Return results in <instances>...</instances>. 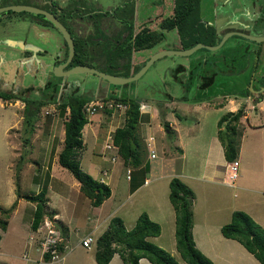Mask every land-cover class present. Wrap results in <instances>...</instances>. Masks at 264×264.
<instances>
[{
	"label": "rangeland",
	"instance_id": "rangeland-1",
	"mask_svg": "<svg viewBox=\"0 0 264 264\" xmlns=\"http://www.w3.org/2000/svg\"><path fill=\"white\" fill-rule=\"evenodd\" d=\"M90 0V4H92V7L94 8L95 12L97 10L104 11L106 9L111 8V11L115 14H130V9L133 7L134 9H137L138 16H140V20L143 19V16L146 14L157 11L155 7L151 6L149 3L150 0ZM159 1V0H157ZM216 0L210 1L205 3V6H203V10L209 12V8L213 7V3ZM224 1V0H222ZM7 3L12 4H24L29 5L28 3H33L37 7L38 3L37 1L33 0H0V5H6ZM116 3V4H115ZM164 6L161 7L163 10L157 12L158 21L162 18L167 17L168 15L172 14L173 11V0H163ZM256 4L263 5L264 6V0H258ZM10 5V4H8ZM33 6V5H31ZM238 12L244 9V4L238 6ZM237 7V8H238ZM245 10H250L253 12V9L247 4V1L245 3ZM54 7H52L53 9ZM159 7V9H161ZM133 9V10H134ZM141 9V11H140ZM172 10V11H171ZM256 12L257 9H255ZM255 12V13H256ZM7 13H13L12 17L16 20L20 21H26L27 17L30 18H40L42 20V16L38 14H31L28 12H13V11H5L0 12V14H7ZM239 14V13H238ZM240 17V16H239ZM253 17V16H251ZM214 19L218 20V26L222 27L223 20H227L228 16L227 14H221L217 17H214ZM250 19V20H249ZM31 20V19H30ZM244 22L248 23V21H252L250 17H243ZM29 21V20H28ZM129 25L130 19L126 21ZM255 26L252 27H242L239 25L229 24L227 23V26L230 28L242 30L243 32L249 33L250 35H256V34H264V17L254 22ZM12 24H9L11 26ZM194 25V24H193ZM50 26V25H49ZM19 23L14 24L13 26L9 27V36L11 37H17L20 34L19 31ZM50 29L52 30V36L54 37L53 41H50L49 50H50V57L56 56L55 48L59 47L58 45H55L54 43L60 42V37L58 36L57 31L50 26ZM167 37L170 38V40H167L165 43V37L162 40H159L155 46L151 50L144 51L142 54L144 56L150 54L152 51H156L158 49H165V47H173L174 40H175V33L173 31H167ZM29 36V35H28ZM165 36V35H164ZM31 37H29L30 39ZM30 40L37 43L38 41H43V39L39 38H31ZM55 41V42H54ZM247 42L246 40H243L242 38H239L237 36H230L229 38H226L223 43L219 46V50H215L213 52H206L205 50H197L194 52L191 56H180V55H164L155 61L152 62V64L143 72V74L135 81L129 82L127 84H124L123 86H111L109 87L107 94L104 95L108 100V97H114V96H127L129 98H148L153 97L154 99H162L163 98V92L167 90L169 93H171L174 97H179L182 94V90L177 84L170 83L167 84L169 86L165 87V81L168 80V76L165 74L166 67L172 68L174 64L176 63H182L186 64L188 63L189 59L192 62V57L196 56L197 60L199 58H205V55H209V53H215V54H226L225 56L229 55V59H227V63H230V56H232V63L234 61L235 67L240 68V65L244 64L243 58L240 57V55L235 54V50L232 51L231 47H234L235 44L243 42ZM54 42V43H53ZM48 43V42H47ZM248 43L252 46L254 43L249 42ZM256 43V42H255ZM260 45L264 46V42H259ZM61 44V42H60ZM62 46V45H60ZM3 47H8L6 45H3ZM63 47V46H62ZM229 48V49H228ZM227 49V50H226ZM55 50V51H54ZM12 52H15V50H11ZM204 51V52H203ZM261 55L258 59L257 67L261 69V63L264 64V50H261ZM0 52V73L4 75H0L1 78H8L15 83L16 80L13 79V77L17 78V72L19 67H15V63L9 62V57L5 56V54ZM79 54L84 53L83 50H78ZM102 52V50H85V53L89 55L87 58L82 57L85 61H94L96 67L102 68V59L99 58L98 61L94 59L95 57L99 56V54ZM106 52V51H105ZM85 56V55H84ZM18 57V56H17ZM94 59V60H93ZM246 62L250 64L252 61L251 56L246 58ZM98 62V63H97ZM200 62V60H199ZM26 64V63H25ZM55 63L52 64V66ZM229 66V65H228ZM30 69H33V67L27 66ZM178 67V66H177ZM221 67V66H219ZM16 68V69H15ZM26 68V67H25ZM138 68V66H136ZM53 70V69H51ZM103 70V69H102ZM136 70V69H135ZM134 72V71H133ZM176 72V73H175ZM245 73V71H244ZM260 74L262 71L259 72ZM258 73V74H259ZM179 75V72L177 70L172 72V75ZM51 77V75H50ZM53 77V76H52ZM70 77L75 78L76 81L74 83L69 82L68 84H65L63 86L62 90H65V92L70 93V95H77L79 93H85L89 94L92 90L100 84H104L105 82L103 80H98L99 78L96 77L93 74L86 73V74H74L70 75L69 77H64L65 79H69ZM167 77V78H165ZM56 82L58 81V78L55 79ZM233 80L236 85L235 87H240L243 82L245 83L246 80L243 78V75L240 74L239 76L234 75L233 79L230 76H226L225 79H217V84H220L222 89L226 90L228 89L227 83H231L230 81ZM71 84V85H70ZM73 85V86H72ZM33 86V87H32ZM56 87V85H54ZM31 89L27 92V90H24L22 92L23 96H28L34 98L33 94L37 93V89H34V85H30ZM54 88V87H52ZM34 89V90H33ZM52 89H50L51 91ZM59 90V87H58ZM263 91V92H262ZM119 92V93H118ZM104 93V92H103ZM102 93V94H103ZM118 93V95H117ZM264 94V90H261V94L257 97H254L253 95L250 96V99L243 98V96L239 95H227L225 98L231 100L230 104H233L234 106H237L238 108L242 109L241 116L238 118V121L236 123V128L244 127L243 129H239V133L237 134V144H239L240 151L238 154V158L236 160V177L232 183L233 187L228 188L230 195L228 197L229 205L234 208V210H240L239 208H242L243 205L241 204L243 199L245 201L251 200L254 204L253 207L260 208V210H264V195L259 193H245L246 189H263L264 188V148H261V151L255 152L253 159H251L250 156H248L247 150L253 145L251 143H263L264 140V132H251L249 131L245 126L248 123V121L240 122L242 121L243 115H245V111H248V115L251 121H258V113L259 111L254 110V108L251 109L249 107L250 102L253 103L256 98L261 97ZM91 100L94 99L90 95ZM216 100V99H215ZM248 100V101H246ZM250 101V102H249ZM264 101V96H263ZM10 102V103H8ZM6 102L0 101V206L3 209L9 208V206L15 201L16 193L19 191L21 193H36L40 190H43L45 194H47L48 198L50 199L49 206L45 207L44 212L45 214L48 213V215H44L42 217L41 223L43 224L45 219H49V221L56 222L55 218L52 214L56 212L55 210H58L60 213V218L62 222L66 225V228L68 229L67 233V240L66 244L69 246V248L74 244V242L79 239V237L86 232L89 231L90 227L86 226V221L84 220L80 221V226L78 228L75 227V222H78L77 217L71 216L69 204L65 203L64 201H61L56 195L57 191H61V187L69 184V178L75 180L72 175L64 168L60 167L57 163V161L53 160L54 154L59 151L62 147V138H63V120L66 117L67 109H65V113H48L45 114L44 111L50 112V108L55 109L54 103L50 102L47 105H44L39 108L37 113L33 115L32 121H29L28 124L24 122L23 118V104L20 102L17 103L15 106L13 105V102L9 100ZM16 102V101H15ZM58 102V101H57ZM264 104V103H263ZM172 106V105H171ZM173 108H176V112H186L188 109L191 108V105H188L187 103L178 104L176 103ZM234 108V107H232ZM237 108V109H238ZM145 112H147L149 109L146 106L144 109ZM223 110H220V112L210 111L209 113L210 117H208V125H205V131L209 132V130L213 131L214 124L212 125L213 119L217 115L223 114ZM145 112H140L139 114H146ZM235 112V110L231 111ZM262 115L264 114V106L262 109ZM106 114L105 111H98L95 114L86 117V123L83 125L81 129V139L83 140V145L81 149L77 152V158L79 161V167L81 170H85L87 167V162L93 161L94 163L101 164V166H104V168H111L110 175L113 177V180L116 179L119 183L121 181L125 180V170L127 167L131 168V166H125L121 162L119 156L116 154L115 149H112L111 151H108L112 153L115 157L113 162H109L108 160H105L106 164L102 163V158L100 156L101 153V147L103 145H98L96 132L99 129V122L102 124V120H100L102 114ZM120 113L115 112V115H122ZM193 116L194 112L190 109L189 112H187ZM148 114V112H147ZM189 117V116H188ZM117 118V117H115ZM118 117L115 122H118ZM145 119L144 116H139L138 120L141 122ZM193 118L189 117V120ZM188 120V121H189ZM114 122V124H115ZM121 124V122L119 123ZM157 121L151 119L149 121V131H146L144 133L145 138L142 137L143 134L140 132V129H137L138 137H139V143L141 145V152H140V159H144L146 157V154H148V147H146V140L148 137H152L153 141V147L154 143L158 140V137L160 133L157 129ZM249 124V123H248ZM104 125V124H103ZM224 122L222 123L221 130H223ZM146 126V125H145ZM162 126V125H161ZM141 127V126H140ZM106 127H103L101 133V139L103 141L106 139V133H105ZM146 130V129H145ZM164 132V131H163ZM166 132V131H165ZM167 133V132H166ZM147 134V136H146ZM149 134V135H148ZM261 136H263L262 142H261ZM147 137V138H146ZM166 139V140H165ZM168 139V140H167ZM173 143H175V139L171 137L170 134L164 135L163 144L166 145V151H170L173 148ZM103 144V143H102ZM251 145V146H250ZM41 148H45V150L48 153V150L50 149L49 153V167L51 168L52 178L49 179V183H47L46 179L43 181V178L41 180V174L38 176V173L40 171L39 163L34 164L33 159L35 158V161H38V155ZM40 149V150H39ZM262 155V156H260ZM32 159V160H31ZM104 161V160H103ZM48 167V168H49ZM47 168V169H48ZM39 169V171H38ZM132 169V168H131ZM108 170V169H107ZM49 174V172H48ZM36 175V176H35ZM45 175L47 176V172H45ZM146 177H148V174H144ZM35 176V177H34ZM33 178H35L33 180ZM110 182V180H109ZM231 183V184H232ZM48 184L52 185V189L48 190L47 186ZM17 186V187H16ZM153 187V186H152ZM150 185H148L145 189H142L136 197L131 200L132 201V208L130 206L129 201L126 202V209L133 215L135 211L141 212L143 210L142 207L146 205L144 201L142 200V194H146L148 192V189H151ZM148 188V189H147ZM245 190H241V189ZM80 192V191H79ZM78 196V208L80 209L78 211V218L81 217V215L84 217L85 212L88 209V205L90 204L89 200L82 195L80 192L77 193ZM71 197H75L74 191L71 192ZM118 197V196H117ZM133 198V197H132ZM114 200H117L114 196ZM120 201V200H118ZM115 205L116 202L109 201L105 203L104 210L110 209L111 205ZM110 205V206H109ZM15 206V203H14ZM31 204L28 201H25L24 199H21L17 206V211L13 213L11 211L6 217H3L6 221L5 229H0V234L2 235V241L0 243V252L4 253L3 255L0 254V264H23V261L21 258L26 259V262H31L33 264H40L38 262L39 259V251L37 248H35V242L33 238L31 237L32 230H27L24 228V225L27 224V222H30L32 218V210H31ZM211 206H214V204L211 202ZM246 207V206H244ZM243 207V208H244ZM14 209V208H13ZM107 211V210H106ZM243 211V210H241ZM118 213H121V210H119ZM105 216V215H104ZM124 217V216H123ZM129 220L131 221V218H125L124 221L126 224H129ZM24 221V225H21V222ZM73 221V222H72ZM59 224L58 222H56ZM160 228V227H159ZM163 234L159 237H156L154 241L151 240L156 245V242L161 244L160 248L167 251L169 248L168 245L165 242V234L167 232L165 231V224H163L162 227ZM28 231V232H27ZM101 229H97L94 232L91 233L93 238H96L100 234ZM163 236V237H162ZM162 237V238H161ZM89 250H83L80 247L72 248L69 252V255L65 257V263L64 264H73L74 262H79L80 260L83 262V264H92L94 259H92L93 251H94V243L90 245ZM69 250V249H68ZM66 250V251H68ZM65 251V252H66ZM168 252V251H167ZM178 253H175V259L178 260L180 264H185L182 259L177 255ZM11 256H14L12 258ZM64 255L61 257V260L57 264H61L63 261ZM172 256V255H171ZM114 264H119L114 262ZM122 264V263H121Z\"/></svg>",
	"mask_w": 264,
	"mask_h": 264
},
{
	"label": "crops",
	"instance_id": "crops-1",
	"mask_svg": "<svg viewBox=\"0 0 264 264\" xmlns=\"http://www.w3.org/2000/svg\"><path fill=\"white\" fill-rule=\"evenodd\" d=\"M37 1L39 4H52L53 6H58L60 8H72L75 6H86L90 3V0H33ZM94 1V0H91ZM12 4V3H9ZM29 5L36 6L35 4L31 3ZM214 5V3H213ZM235 8V7H234ZM214 8H212L213 11ZM238 9H233L234 13L232 15H227L228 19L223 20L222 27L218 26V20L213 24L215 25L216 31L218 34L225 32L224 30L230 29L231 31H242L234 28H230L227 26V23L239 25L242 27H247L251 22L248 23L244 22L243 17H250L251 15L254 16L256 11L252 12L250 10H241L238 12ZM239 13V14H238ZM240 16V17H239ZM218 19V17H217ZM250 20V19H249ZM29 22V21H27ZM31 25L30 27L21 24L20 27H24L26 29L31 28L29 33L32 35H36L40 37V35L46 32V29L37 23L29 22ZM28 24V23H27ZM229 30V31H230ZM169 31H175V29H170ZM42 32V33H40ZM52 33V32H49ZM229 37V36H228ZM227 37V38H228ZM54 40V38H53ZM55 42V41H54ZM53 42V43H54ZM55 45H61L60 42L54 43ZM45 43L43 46L44 47ZM16 51V50H15ZM55 51V50H54ZM158 51V50H157ZM234 51V50H233ZM45 52L44 55H33L35 61L33 67H37L38 63L45 66L44 71L49 70L53 63L58 62L60 60L64 50H58L56 56L50 57V50H43ZM49 52V53H48ZM55 54V53H54ZM17 57L14 52H9V58ZM141 56H139L140 58ZM135 62H137L139 60ZM10 61V60H9ZM185 65V64H184ZM186 66V65H185ZM135 65H131V69L134 68ZM45 73V72H44ZM22 79H25V76H22ZM95 94L99 95V92L105 93L104 87H99L96 85ZM93 95V96H94ZM264 94L260 97L259 101H253L249 107L254 108V110L259 111L258 113V121H251L248 115V111H245V115L242 117V121H248L246 124V128L251 132H264V114L262 115V109L264 106L263 101ZM96 98H100L96 97ZM95 99V98H94ZM216 99V100H215ZM250 99V98H249ZM210 100V101H209ZM251 100V99H250ZM248 101V100H246ZM231 100L223 98L221 99L220 96H216L212 99H204V97H189L187 99H178L173 97L172 100L168 101L165 100V95L163 94L162 99H154L153 97L148 98H141L139 99V113L145 112L144 109L146 106L148 107V114H142L139 116H144L145 119L143 121L138 120V129L142 132L143 136L146 131H149V121L151 119L157 121V129L160 133L158 140L154 143L153 147V139L152 144L148 147V154L144 159H140V163L136 167H127L125 170V180L119 183L116 179L113 180V177L110 175L111 168L101 166V164L94 163L93 161L87 162V167L84 170L88 173L93 179L98 180L101 178V169H108L107 174L104 178V184H106L109 188V196L104 199L100 205L98 206H91L88 205V209L84 214V217L78 218L77 215L78 211V196L79 194V184L76 180L69 178V184L61 187V191H57V197L64 201L65 203L69 204L71 216L77 217L78 222H75V227L78 228L80 226V221H86V226L90 227L89 231L85 234L81 235L79 239L70 247L68 251L65 252V256L61 264L65 263V257L69 255V252L72 248H81L83 250H89V248H83L79 244V240L82 236L86 234H91L97 229H101L100 233L106 228L108 221L111 217H118L123 223L125 229H130L136 217L141 213L144 212L148 218L157 223L159 225V234L154 237H147V240L151 242L154 241L156 237H159L160 234H163V224H165V242L168 245V253L172 255L174 258L175 253H178L175 249L174 243V211L173 208L168 200V182L171 177H177L182 181L192 192L193 198L191 202V235L194 246L198 249L205 257H207L213 264H260L249 252H247L237 241L229 238H225L220 234V227L227 223L230 218V214L234 211V208L229 205L228 197L232 196L228 193L229 189L232 188L233 184L226 183V169L228 162L225 161L223 157V150L217 138V126L216 122L220 116L226 114L227 112H231L236 110L238 107L230 104ZM18 101L14 102L13 105L15 106ZM176 103L178 104H185L191 105V110L194 112L191 116L189 113L190 109L186 112H176V108H173ZM22 104V103H21ZM172 105V106H171ZM234 107V108H232ZM50 113H58V110L55 108L54 111L50 108ZM223 110V114L217 115L212 122L214 124L213 131L209 130V132L205 131V125H208L209 121L207 120L210 117V111L220 112ZM120 113V112H118ZM102 116L100 120H102V124L99 122V129L96 132L98 145H102L103 139H101V131L103 127H106L105 133L113 132V130L121 126L123 117L122 115H115V112L107 115L101 113ZM193 118L189 120V117ZM118 122H115L117 118ZM189 120V121H188ZM115 122V124H114ZM121 122V124H119ZM63 124V123H62ZM104 124V125H103ZM146 125V126H145ZM162 125V126H161ZM141 126V127H140ZM244 127H237L236 128V136H235V147H236V160L237 156L240 151L239 144H237V134L239 133V129H243ZM146 129V130H145ZM164 131V132H163ZM167 133H166V132ZM61 132H63L61 130ZM170 134L171 137L175 139V143H173V148L170 151H166V145L163 144L164 135ZM149 135V134H148ZM147 136V134H146ZM143 139L145 138L142 137ZM147 138V137H146ZM63 139V138H62ZM261 142L263 136H261ZM166 140V139H165ZM168 140V139H167ZM83 143V140H82ZM253 144V145H252ZM142 145V143H141ZM252 145V146H251ZM251 147L247 150L248 156L253 159L255 152L261 151V148H264V140L263 143H251ZM51 149V148H50ZM50 149L47 151L45 148H41L38 155V161L33 159V163H39V169L37 172L38 176L41 174V180L47 181L49 183V179L52 178L51 168L49 167V153ZM60 150V149H59ZM153 152V157H150V152ZM57 152L54 154V159L56 160ZM101 156V155H100ZM262 156V155H260ZM102 158V156H101ZM32 160V159H31ZM102 158V163L106 164L105 160ZM121 160V159H120ZM122 162V161H121ZM49 164V165H48ZM128 166V165H125ZM49 167V168H48ZM48 168V169H47ZM128 170V173H127ZM110 171V172H109ZM47 172V176L45 175ZM49 172V174H48ZM148 174L146 177L144 174ZM36 176V175H35ZM110 180V182H109ZM148 185L152 187L148 189V192L144 195L142 194V200L146 205H144L143 210L141 212L135 211L133 215L126 209V202L129 201L130 206L132 208V201L136 195L142 190L145 189ZM47 189H52V185L48 184ZM245 190V189H241ZM74 191L75 197H71V192ZM245 193H259L264 195V188L263 189H246ZM117 199L114 200L113 198ZM118 196V197H117ZM46 198V202L44 203V209L49 206L50 199L48 198L47 194H44ZM133 197V198H132ZM22 198L17 197L15 198V206L12 210L13 213L17 211V206ZM120 200V201H118ZM26 201V200H25ZM113 201L116 202L115 205H111V208L108 210H104L105 203ZM29 202V201H28ZM211 202L214 206H211ZM251 200L242 201V208L246 214H248L251 219L261 228H264V210H260V208L253 207L254 204H251ZM255 203V202H252ZM31 210L34 209V203H31ZM109 205V206H110ZM0 209H3L0 206ZM121 210V213H118ZM53 217L56 222L60 223L61 225H66L62 222L60 218V213L58 210H55ZM45 216L47 214H44ZM105 215V216H104ZM125 218H131L129 220V224H126L124 221ZM31 221V220H30ZM73 222V221H72ZM21 225H24V221L21 222ZM30 222H27L24 225V228L30 230ZM67 233L68 229L66 228ZM28 232V231H27ZM97 237V236H96ZM163 237V236H162ZM161 237V238H162ZM2 241V235L0 234V243ZM153 243V242H152ZM158 247L161 244L156 242ZM166 250V249H165ZM94 252V251H93ZM0 254H4L1 253ZM179 255V254H177ZM14 258V256H11ZM93 257V255H92ZM180 257V256H179ZM23 264H33L32 261L26 262V259L21 258ZM93 259V258H92ZM177 260V259H176ZM94 261V260H93ZM178 261V260H177ZM114 262L121 264V260L117 254H113L111 259L107 264H114ZM179 263V262H178ZM73 264H83L80 260L79 262H74ZM92 264H96L95 261ZM123 264V263H122ZM138 264H150L145 258H140L138 260ZM180 264V263H179Z\"/></svg>",
	"mask_w": 264,
	"mask_h": 264
},
{
	"label": "flooded vegetation",
	"instance_id": "flooded-vegetation-1",
	"mask_svg": "<svg viewBox=\"0 0 264 264\" xmlns=\"http://www.w3.org/2000/svg\"><path fill=\"white\" fill-rule=\"evenodd\" d=\"M246 1L254 12L255 9H257L258 11L253 17H251L252 21H250L251 23L248 25V27L253 28L255 26L254 22H257L264 17V6L262 4L261 5L256 4L258 0H224V1L216 0L212 7L214 8L213 11L212 8L210 7L209 12L203 10V6H205V3L208 2V0H194L196 14L194 16L188 17L190 21L186 22V24L183 27L184 29L181 33L176 30L174 31L176 37L174 40L175 42L173 47H165L164 50L167 49L187 50L198 43L205 46H209L211 48L198 47L191 54L187 56L193 55L194 52H196L197 50H205L206 52H213L215 50H219L221 46L215 48L214 46L218 44V41L220 40L222 35L232 31L230 29H226L224 30L225 32L218 34L215 25L212 22L214 21V23H216L214 17H218V15L221 14L232 15V13H234L233 9H237L238 6L243 4H244V9H246L245 7ZM149 3L151 4V6L155 7L157 11L151 13L150 10V13L143 16L142 20H140V16H138L139 11H137V9H134L133 7L130 9L131 12L129 16L122 14L123 12L120 14H115L113 13V11H111V8L106 9L104 11L97 10L95 12L94 8L92 7V4L90 3H88V5L86 6L74 5V7L70 9L60 8L58 6H53L52 4L51 5L39 4L37 8L46 10L52 13L56 17L58 22L64 26L65 30L70 35V38L73 42V50H83L84 53L79 54L82 55V57L87 58L89 56L85 53V50H102L99 56L94 58L97 61L99 58L102 59L103 61L101 64L102 68L95 66L97 64L94 63L95 61L94 59H93L94 61H85L80 56V60L83 65L93 67L99 71L109 73L112 75H119L122 77H126V76H131L133 73H135L143 65V63L149 58V56L154 52H156L157 50L152 51L150 54L146 56L142 54L144 51L151 50L153 46H155V44L159 40L164 39V37H165V43L167 42V40H170V38L167 37L166 35L167 31L169 32V30H165V28L160 27V20L158 21L159 18L157 16V12L163 10L161 8L164 6L163 0H159V1L150 0ZM8 4L9 3H7L6 5H0V7L7 6ZM52 7L54 8L52 9ZM159 7L161 9H159ZM193 11L194 10H191L190 14H192ZM1 12H5V11H1ZM12 15L13 13L0 14V52L3 51L2 53L5 54V56L9 57V52H11V50H16L14 54L23 59L30 58L33 55L34 56L44 55L45 52H43V50H49V47L51 46L50 41H53L54 38L51 35L52 33H49L52 31L50 29V26L52 25L49 22L45 23L43 17L42 20L37 17L34 18L27 17L29 19H27L26 21H20L14 18H10L12 17ZM128 19H130L131 22L129 25H127L128 23H126ZM28 20L29 22H34L39 25H42L46 29V32L40 35V37H38L36 35H32L31 33H29V30L31 28H28L29 30L25 28V29H19L20 31L19 36L17 37L9 36V27L13 26L16 23H19V26H21V24H24L25 26L30 27L31 24L27 22ZM9 24L12 25L9 26ZM142 30H145L146 33L149 34V39L144 43L136 44V42H138V35L141 34ZM237 32H243V31H237ZM57 33L58 36L60 37V42L63 47L59 45V47L55 48V50L57 51L64 50V52L60 60H58V62H56L55 64L63 63L65 61L66 50H67V47L61 37V34L58 31ZM243 33L250 35L249 33L246 32ZM261 35L264 34H259V35L256 34L250 36H261ZM230 36H234V35H230ZM29 37L43 39L44 42L43 44L40 43V41L35 43L34 41L30 40L31 38L29 39ZM13 39L22 40L21 48H15L9 46V42H11ZM242 39L246 40L247 42L244 41L239 45L237 43L235 44L234 47H231V49L235 50V54L238 53V55H240V57L243 58L244 64L240 65V68L237 69L235 65L233 67L232 64H234V61L232 63V58H231L232 56H230V63H227L226 60L229 59V55L225 56L226 54L221 55V54L209 53V55H205V58H201V59L199 58L200 62L199 60H197L196 56H193L191 59L192 62L189 59L188 63L185 64L186 66L182 63H176L172 65L173 67L169 68V70L168 67H166L167 69L165 70V74L168 76V80L165 81V87L169 86L170 83L179 85V87L182 90V94L179 97H175L178 99H183V98L187 99L189 97L192 98L204 97V99H212L217 95L220 96L221 99L225 98L227 95H239L247 99H249L250 96L252 95L254 97H257L258 95L261 94V89L264 86V64L261 63V69L257 67L259 56L261 55V52H263L261 50H264V46L260 45L259 42L263 43L264 40L253 41L244 38ZM248 41L251 43L253 42L254 45L251 46L248 43ZM189 42H192V44L188 46ZM44 43L45 46L40 47L43 46ZM3 45H6L8 47H3ZM29 50H34V52ZM38 50H42V51H38ZM50 50L53 49H51L50 47ZM126 50H130L128 52V55H126V53L123 54V52H126ZM158 50H163V49H158ZM57 51H55V54L57 53ZM139 56L141 57L139 58ZM249 56H251L252 58L250 64L246 62L247 61L246 58ZM72 58L73 56L71 57L67 65L63 67V70L68 69L69 67L74 65L71 64ZM137 58H139V60L135 62ZM39 64L40 63L37 64L38 66L36 67V70H32V71L27 70V71H23V74H20V76L21 75L25 76L24 80L22 79V76L21 77L17 76V78L13 77V79L16 80L15 83H13L9 79V77L2 79L0 76V101L6 103L9 100H11L13 103L15 101H18L22 103L24 106L25 104L24 100L35 101L40 99L42 100L46 99L47 98L46 93L48 92V88L55 87L54 85H56L55 88H57V91L55 90L56 92L53 101L57 102L60 100L61 97L66 95L65 90L61 91L63 86L65 84H68L70 81L72 83H74V81L77 82V80H75V78L72 77H70L69 79L67 78L62 79L60 77H54V76L52 77V75L51 77L50 76L45 77V73L43 72L45 66ZM131 65H135L134 68L136 70L132 69L134 70V72H131L130 74L127 75H122L128 70L129 72L131 71L130 70ZM136 66H138V68H136ZM177 66L180 68H178ZM175 70H178L179 72V75H177L179 77L178 81H174L172 76V72ZM260 71H262L261 74L259 73ZM240 74H242L243 78L246 80V82L245 83L243 82V84L240 87L236 88L235 87L236 83L233 80L230 81L231 82L230 84L227 83L228 89L226 90L222 89L220 84H217L218 78L225 79L226 76H230L233 79L234 75L239 76ZM0 75H4V74H2L1 72ZM56 78H58L57 82L55 80ZM30 85H34V89H37L36 94L32 93L34 98H32V96L28 97L22 95V92L24 90H27L28 92L31 89ZM98 85L99 87L101 86L106 88V83L104 84L98 83ZM108 87H111V85ZM52 91L54 90L52 89ZM102 93L99 92V96H101L100 98L104 97L103 95L105 93L103 94ZM94 94H95V89L92 90L91 87V92L88 95L87 94L85 95L92 96ZM163 94L165 95V100L170 101L174 97L167 90H165ZM167 97L170 99H167Z\"/></svg>",
	"mask_w": 264,
	"mask_h": 264
},
{
	"label": "trees",
	"instance_id": "trees-1",
	"mask_svg": "<svg viewBox=\"0 0 264 264\" xmlns=\"http://www.w3.org/2000/svg\"><path fill=\"white\" fill-rule=\"evenodd\" d=\"M173 13L165 19H160V27L165 30L175 29L183 31L188 17L196 14L194 0H173ZM191 10H194L192 14ZM45 23H48L44 20ZM195 23V22H194ZM149 34L145 30L138 35L136 44L148 41ZM192 42L188 43V46ZM130 50H126L123 54ZM71 64H82L78 50H74ZM180 68V67H178ZM135 70V69H134ZM126 71L122 75L133 72ZM178 71V70H177ZM176 73V72H175ZM174 81L179 77L172 75ZM53 89L54 91H50ZM57 88H48L46 99L24 100L23 118L26 124L32 121L33 115L40 107L54 103L58 113L67 114L63 120L62 147L58 151L56 160L60 167L66 169L79 184V191L85 196L90 205L95 207L109 196V188L103 182L93 179L88 173L81 170L77 158L78 151L83 143L81 139V129L86 123V117L82 112V106L91 101V98L83 93L70 95L65 92L58 102L53 101ZM244 95V94H243ZM49 98V100H48ZM115 104L124 105L122 110H103L107 115L114 112H121L123 121L121 126L116 127L111 135V142L116 147V154L121 159L123 165L136 167L140 163L141 144L138 137L139 99L127 96L108 97ZM102 99H107L105 96ZM167 99H170L167 97ZM256 98L255 101H259ZM169 101V100H168ZM242 109L235 112H227L219 117L216 122L217 138L223 150L225 161L232 162L236 158V123L241 116ZM224 122L223 130L221 125ZM35 177V176H34ZM35 178H33L34 180ZM17 187V186H16ZM45 192L40 190L36 193L17 192L16 196L26 201L34 203L30 229L35 230L41 223L44 216V206L46 198ZM193 194L191 190L177 177H171L168 182V200L174 211V243L175 249L185 264H213L198 249L195 248L191 235V200ZM14 208V202L7 209H0V229L4 230L6 221L1 216L6 217ZM48 215V213H47ZM66 238V227L58 224ZM220 234L229 239L237 241L247 252H249L260 264H264V228L258 226L251 217L241 210H234L230 214L229 221L220 227ZM159 234V225L151 221L148 216L141 212L135 219L130 229H125L120 218L114 216L108 221L106 228L95 238L93 259L96 264H107L113 254H117L123 264H138L140 258H145L150 264H179L178 261L167 251L147 240V237H154ZM57 252L62 251V246H56ZM52 255L51 250L43 253V260H49Z\"/></svg>",
	"mask_w": 264,
	"mask_h": 264
},
{
	"label": "water",
	"instance_id": "water-1",
	"mask_svg": "<svg viewBox=\"0 0 264 264\" xmlns=\"http://www.w3.org/2000/svg\"><path fill=\"white\" fill-rule=\"evenodd\" d=\"M1 11H13V12L23 11V12H28L31 14L41 15L44 20L49 22L61 34V37H62V39H63V41L67 47L66 59L63 63L55 64V65L51 66V68L49 70L43 71V72H45V77H49L50 75H52L54 77H60V78L64 79V77H69L70 75H74V74L90 73V74H93L96 77H98L99 78L98 80H103L106 83L104 95L107 94V91L109 89L108 86H110V85L111 86H122L124 84L129 83V82L137 80L143 74V72H145V70L152 64L153 61H155L156 59H158L164 55L165 56L166 55L187 56V55L191 54L198 47L211 48L209 46H205V45L198 43V44L192 46L191 48H189L187 50H170V49L158 50V51L154 52L153 54H151L149 56V58L143 63V65L135 73H133L131 76H126V77L105 73V72L99 71L93 67L83 65V64H76V65L69 67L68 69L63 70V67H65L67 65V63L70 61L71 57L73 56V53H74L73 42L70 38V35L65 30L64 26L58 22V20L56 19V17L52 13H50L46 10L31 6V5H24V4H10L7 6H2V7H0V12ZM18 28L19 29H25L24 27H20V26ZM230 35H234V36H237L240 38L253 40V41H263L264 40V35L250 36V35L245 34L243 32L232 31V32H227L224 35H222L220 40L218 41V44L216 46H214V48L220 46L223 43V41ZM21 41L22 40H20V39L19 40L13 39L11 42H9V46L15 47V48H21V44H22ZM40 43L43 44L42 41H40ZM29 51L34 52V50H29ZM38 51H42V50H38ZM9 59H10V61H9L10 63H12V59H13V62L16 65L15 67H19L18 72H17L18 73L17 76H20V74H23V71L36 70V67H33L35 61H33L34 59L31 57L27 58V59H23L21 57H12ZM39 65H41V64H39ZM27 66L33 67V69H30ZM51 69H53V70H51ZM27 73H25V74H27ZM261 90H264V86L262 87ZM118 93H117V95H118ZM88 97H90V96H88ZM92 97L96 98V97H99V95H94V96L92 95Z\"/></svg>",
	"mask_w": 264,
	"mask_h": 264
},
{
	"label": "built area",
	"instance_id": "built-area-1",
	"mask_svg": "<svg viewBox=\"0 0 264 264\" xmlns=\"http://www.w3.org/2000/svg\"><path fill=\"white\" fill-rule=\"evenodd\" d=\"M122 110L124 105L119 103L115 104L112 100H104L102 98H95L91 101L85 103L82 106V112L85 117L91 116L98 111L107 110ZM114 112V111H113ZM112 112V113H113ZM45 114L50 112L44 111ZM111 132L106 134V139L103 141V146L101 147L100 155L104 160H108L109 162H113L115 157L112 153L108 152L116 147L111 142ZM152 144V137H148L146 140V147H150ZM153 152H150V157H153ZM101 178L99 179L100 182L104 183L105 175L107 174L106 169H101ZM128 173V170H127ZM236 177V159L232 162H228L227 169H226V183L230 184L234 181ZM31 237L35 242V248L39 251V259L38 262L40 264H57L61 257L64 255L65 251L70 249L69 246L66 244L67 238L63 236L62 230L59 225L54 221H49V219H45L43 224H39V226L32 230ZM95 242V238L92 237L91 234H86L82 236L79 240V244L83 248H89L92 243ZM62 246V251L57 252L54 249L56 246ZM47 250H51L52 255L50 256L49 260H43V253Z\"/></svg>",
	"mask_w": 264,
	"mask_h": 264
}]
</instances>
